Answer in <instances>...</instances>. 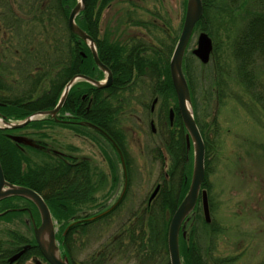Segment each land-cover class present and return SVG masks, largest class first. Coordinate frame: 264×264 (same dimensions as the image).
Instances as JSON below:
<instances>
[{"label": "rangeland", "instance_id": "374dc122", "mask_svg": "<svg viewBox=\"0 0 264 264\" xmlns=\"http://www.w3.org/2000/svg\"><path fill=\"white\" fill-rule=\"evenodd\" d=\"M184 1H115L102 13L99 27L105 33H110L113 29H121L125 24L121 14L128 11L133 21L148 23L147 27L141 29L144 34L143 39L145 42L150 41V44L161 50L168 43L172 45V41L174 42L178 36L184 17ZM210 1H214L215 5L222 8L220 11L214 9L210 19L213 33L211 39L215 47L214 56L207 64H201L191 55V51L196 47L199 34L197 30L191 38L185 59H187L188 73L190 70L193 91L191 110L199 129L206 131L212 142L208 157L207 182L210 186L211 222L214 223L212 227L214 231L204 225L200 206L191 219V223L194 225L195 236L201 248L208 254V264H216L215 260H228L218 264H261L264 261V114L260 104L253 101L245 86L241 84L237 75L238 63L233 56L235 38L247 23L249 17L247 12L253 9V3L251 0H236L241 5L237 13L232 10L234 5L231 0ZM156 17L159 20L154 23ZM162 23H165L169 29L168 37L167 33L160 29ZM126 27L140 31L141 26L130 23ZM167 47L168 53L171 46ZM173 47L174 44L171 51ZM251 71L259 83L257 93L264 97V62L258 60ZM18 76L16 75L15 78L20 80ZM130 90L129 94L124 92L123 97H128V104L124 103L122 106L125 111L136 109L137 116L142 120L144 127L139 130L140 135H138L137 126L128 115L129 113L122 119L127 128L133 129L139 136H134L131 131L128 132L129 142L125 145L131 173L129 190L121 207L112 213L110 218L93 224L86 234L75 237L76 241L73 245L75 263L82 262L99 251L119 233L120 226L130 216L135 213L140 214L147 207L148 199L157 185H161V189L152 203L153 206L160 204L162 191L169 190L173 195L175 194V197H171L174 200L180 189L183 162L181 157L175 156L178 151L173 149L176 144V135H178L176 132L179 130L175 127L169 131L166 125L162 124L161 128L156 125L159 133L156 136L150 135L148 116L153 97L149 89H144L141 84H135ZM159 97L154 117H157L159 112L163 115L164 104L167 106L166 110L176 108L173 96L169 97L170 99ZM39 130H41L42 139L44 138L53 150L68 152L66 148L77 146L80 157H89L88 141H76L71 131L57 126H46ZM24 133L34 135L36 132ZM38 139H41V136ZM159 141L163 146H158ZM163 153L164 156L166 153L167 157L165 165L170 174L169 179L164 177ZM27 154L31 163L43 160L42 154L35 152ZM98 154L97 151L94 160L96 168L106 173L110 170L113 177L118 178L117 186L113 178L110 190L107 187L101 191L100 195H96L97 202L106 205L113 202L121 192L122 171L113 152L108 153L109 167L101 163ZM111 161L113 163L115 161L114 169L111 168ZM174 202L176 204L177 200ZM83 209L84 215L97 211L94 207H83ZM11 217L12 215L9 214L0 219V241L5 242L6 234L10 230H17L26 235L24 226H15L13 222L7 220ZM55 226L58 233L59 224L55 223ZM27 238H31L28 233ZM127 256L132 259V256ZM135 260L127 262L125 259L117 258L111 264H135ZM37 261L44 264L40 259L36 260L31 256L27 258L25 264H36Z\"/></svg>", "mask_w": 264, "mask_h": 264}, {"label": "trees", "instance_id": "16d2710c", "mask_svg": "<svg viewBox=\"0 0 264 264\" xmlns=\"http://www.w3.org/2000/svg\"><path fill=\"white\" fill-rule=\"evenodd\" d=\"M115 1L119 0H85V8L77 20L80 28L88 33L92 27L98 28L102 13ZM251 1L253 9L247 12L249 15L247 23L235 38L233 56L238 63L237 75L241 84L245 86L253 101L260 104L264 114V97L262 94L257 93L259 83L251 71L258 60L264 62V0ZM76 2L77 0H0V28L3 29L0 37L8 47L9 58L31 61V64L27 66L26 64H16L14 75H19L20 80L15 79V91H10L5 83L0 82L2 87L0 90H4V93L7 94L10 92L9 96L14 98L15 103L9 108L10 112L3 116L5 120L20 121L30 115H27V106L22 105L23 102L27 101V93L29 95L35 93L43 95L45 99L50 100L51 105H54L64 85L73 75L78 72L91 76L93 68L98 71L88 47L81 41L77 43V37L71 34L68 29V16ZM202 2L203 17L197 24L196 30L204 31L212 38L213 33L210 27L212 12L214 9L220 11L222 8L217 4L215 5L214 1L202 0ZM237 2L231 0L234 5L232 10L239 13L241 5ZM13 5L14 9L12 8ZM185 5L186 0L183 3L184 10ZM126 13L129 14L130 23L147 27L148 23L146 21H133L131 14L128 11ZM174 42L172 41V45ZM172 45H169L171 47L166 57H163L160 52L156 51L157 48L149 50L148 47L151 46L147 47V44L140 42L136 51L138 56L135 59H130L122 58L123 55L128 54L125 47L115 42L102 40L98 42V55L104 64H110V69L116 76L117 85H123L125 81L128 84L134 80L133 86L141 84L144 89L148 86L152 94L163 96V93L167 95L166 92L168 91L173 93L168 65ZM214 50L213 45V52L215 53ZM27 70L29 71L26 72ZM183 71L191 91V99H193L190 70L189 73L187 70V59L184 60ZM83 84L91 88L90 85ZM27 87L29 88L27 89ZM5 99L2 92H0V101ZM70 99L71 94L68 96L69 101ZM127 99L128 97L122 99L123 104L128 103ZM177 122L176 127L180 125L181 128L173 149L178 151L175 156L182 158L183 171L181 172L183 176L180 178V189L176 193V198L171 199L172 196L175 197V194L173 195L169 190L162 191L160 203L164 204L165 207H145L140 214H133L120 226L117 235L104 244L99 251L79 263H75L73 257L75 237L79 234H86L93 224L110 218L112 213L117 211L119 207L101 219L71 225L64 234L66 228L72 222L90 216L84 215L85 210L83 207H72V201L76 198L78 191L81 197L87 195V190H84L82 186L77 188L74 178L76 168L72 163L70 161L67 164L66 162L63 163L60 158L48 151L47 146L42 148L38 145L40 142L34 140L35 143L31 147L35 153L43 155V160L38 163L27 164V157L21 149L27 147V144L19 143L13 139L14 132L27 130V126L16 131H0V163L4 177L8 182L32 189L45 199L53 219L59 224L57 239L61 244L62 255L68 257L70 264H111L117 258L119 260L125 259L127 262L136 259L135 264H169L167 229L177 205L187 192L192 170V155L191 151L187 155L184 130L179 117ZM48 123L54 125L56 121L43 119L31 123L28 127H40ZM200 132L206 147L205 180L202 188L206 189L209 194L210 186L207 182L209 173L208 157L212 142L205 133L206 131L200 129ZM109 133L113 135V131ZM111 168H115L112 161ZM82 170L85 169H80V171ZM175 200H177L176 204ZM195 215L196 213L191 219ZM191 219H189V228H187L188 234L186 237L180 238L179 241L182 264H208V254L203 251L195 236V228H193L194 225H192ZM203 223L214 231L212 228L213 222L207 224L203 221ZM26 241L27 244L31 245L27 257H21L13 264H24L29 256L40 257V251L35 246L33 237L28 240L26 235L22 236L16 233L13 236V233L8 231L5 242L0 241V264H10L7 260L14 253V247ZM127 255L132 256V259ZM224 261L228 260H215L214 263L218 264ZM261 264H264V261Z\"/></svg>", "mask_w": 264, "mask_h": 264}, {"label": "flooded vegetation", "instance_id": "af4514ba", "mask_svg": "<svg viewBox=\"0 0 264 264\" xmlns=\"http://www.w3.org/2000/svg\"><path fill=\"white\" fill-rule=\"evenodd\" d=\"M12 8L14 9V5ZM128 15L129 14L126 12H123L121 14V17L123 18L122 20H124L123 22L125 23L122 25L121 29H118V30L113 29L110 31V33H105V31L101 30L100 27L98 28L92 27L90 29V32L89 33L87 32V34H89V36H91V38L94 40L95 45L97 47V51H98V42L102 40L104 41L108 40L111 43L115 42L125 47L127 49L128 54L123 55L122 58L135 59L138 56V52L136 51L138 49L140 42L147 44V47L151 46V47H148L149 50L155 48L154 47L155 45L150 44L151 43L150 41L145 42V40L143 39L144 34L141 32L142 27H139L140 31H137V29L126 27L130 25V22H129L130 18L128 17ZM157 20L159 19L156 17L154 23H157ZM161 26L162 28L160 29L163 32H165V34L167 33V37H168V35H170V32L168 33L169 29H167L166 24L162 23ZM2 33H3V29L0 28V35ZM79 42L80 40L77 39V43ZM77 45L79 46V44ZM167 46H169V43L168 45H164L163 49L161 50L156 49V51L160 52V54L163 57H166L167 48H168ZM7 49L8 47L2 42L1 37H0V82L5 83L10 91L11 90L15 91L16 90V86H15L16 78L14 74L16 73V70H15L16 64H26L27 66L31 64V61H21V60L11 59L9 58L10 54L7 52ZM104 65L108 68V70L112 74L113 79H112L110 86L105 89H96V88H93L92 86L91 88L87 87L85 84H83L85 83L83 81H78L72 87L71 91L68 94V96L71 94L70 101L68 100V96H67L61 110L56 115V117L52 119L56 121L57 127L63 130H66V131H71L76 141L79 142L80 140H84V141H88V144H89V152H88L89 157L88 158L79 156L80 151L77 146H71V147L66 148L67 150H69L68 152H71V153H68L67 151H64V150L56 151V154H57L56 156L60 158V160L63 163L66 162L67 164L70 161V163H72V165L76 168V171L74 173V178H75V183L77 185V188L82 186L84 190H87V195L85 196L83 195L82 197L79 195V191H78L76 198L74 199V201H72L73 202L72 207H109L110 206V203L108 204L106 203L105 205V203L101 204L100 202H97L96 195L98 194L100 195L101 191H104L107 187H108V190H110L109 187L112 186L111 181H113L114 177H113L112 172H110V170L108 173H106L96 168V162L94 161L95 155H97V151H98L99 160L104 166L108 165V167H109V162H107V158L109 155L108 154L109 151H114L115 155L119 159L116 149L113 147L112 143L109 141L107 137L111 138L112 142L117 146V148L120 150V152L122 153L125 159L126 167H127V181L129 183V180L131 179V173L128 170L129 163L126 158L127 154L125 150V145H127V143L129 142L128 132L131 131L133 132L134 136L136 135L137 137H139L138 136L140 135L139 130L143 129L144 127V125L142 124V120L137 116L136 109H133V110L130 109L129 111H125L124 107L122 106L123 104L122 99H124L122 95H124L123 94L124 91L126 94H129V90L132 88L134 80L130 81V83L128 84L125 81L124 82L125 84L117 85V82L115 81L116 76L114 75L113 71L110 69V64L109 65L104 64ZM27 69L29 68L27 67ZM29 70H27L26 72H28ZM75 71L77 72L78 70H75ZM77 75H80V73L77 72L73 76H77ZM86 76H89V75H86ZM89 77L95 80H102L105 78V75L103 74L101 75V73H99L97 70L93 68V74ZM0 88H2L1 85H0ZM28 88L29 87H27V89ZM147 88L149 89L148 86L145 89ZM0 92H2V94L6 98L4 101H0V117H3V116H6L7 113L10 112L9 108L15 103H14V98L9 96L10 92L8 94L6 92L4 93V90L2 91L0 90ZM166 94L167 95L163 93V98H166V97L169 98L173 96V99H174L173 93H169L168 91L166 92ZM150 95L153 97L150 108H149V116H148L149 117L148 125H149L150 135L156 136L159 133V128L157 129L156 125H159L160 128L162 127V124L163 126L166 125L167 129L171 131L172 128H175L176 124H178V122L176 123L177 118L179 117L177 110H175L174 107L166 110L167 106L166 104H164L163 105V108H164L163 115H161V113L159 112L158 114L159 116L157 115V117H154V113H155L156 108L158 107V102L160 99L159 96L161 95L155 94V93L152 94L151 91H150ZM127 104L128 103H125V105ZM22 105L25 107L27 106V115L35 113V112L50 110L55 106V104L51 105L50 100L45 99L43 95H40L38 93H35L33 95L32 94L29 95L27 93V101L23 102ZM171 112L173 113V116H172L173 118L170 116ZM127 114L135 122L137 126V130L139 132L138 135L133 131V129L129 130L126 124L123 123L122 119ZM88 123L96 126L98 130L87 126ZM46 126L52 127L54 125H49L48 123V124H43L40 127H34V128L27 126V130L20 131L17 133L14 132L13 135L26 137L27 139H34L35 141L40 142L41 144H44L50 149H52L49 146V144L45 143L44 138L42 139V133H41V130H39L41 128H45ZM180 128L181 126L179 125L177 127L179 132H180ZM26 131L27 132L35 131L36 133L34 135H31L30 133L29 134L24 133ZM112 131H113V135L109 133ZM179 132H176V134H179ZM40 136H41V139H38ZM158 143H159L158 146H161V145L163 146V144L160 143V141ZM21 149L25 153L26 157L28 155L27 154L28 152H34V150L30 148L29 146L23 147ZM27 162H28L27 164L31 163L28 157H27ZM80 169H85V170L80 171ZM169 176L170 174L164 173L165 179H169ZM116 177L114 179L117 180L118 178ZM123 178H124V175H123ZM115 186H117V181H116ZM157 186H159V190L151 202H149L148 200L147 207H165V205L162 203L158 204L157 206L152 205L153 201L157 198V196L160 193L161 185H157ZM43 200L47 204L44 198ZM123 201H124V198L119 203V205H117L116 207H121V205L123 204ZM47 206L49 207L48 204ZM35 207L36 206L31 201L25 198H19V197L9 198V199L0 201V214L6 212L5 216H7L8 214L12 215V217L8 221L13 222L15 226H21V225L24 226L25 231H26V236L28 233L29 236L32 237L33 221L35 222L36 225L39 224V215ZM83 221H86V219L79 220V224H82ZM188 225L189 223L187 221L181 228L180 233H179V241H180V238H184L187 235L188 233L187 228H189ZM10 231L13 233V236H15L16 233L22 236L25 235V233H22L17 230L15 231L10 230ZM29 246L30 245L27 244V241L19 246H15L14 253L11 254L8 257V259L20 253L23 250H25L24 253L16 261H18L21 257H24V256L27 257V252L30 249ZM31 258H34L36 260L40 259L44 264H47L42 257L31 256ZM25 263H27V258L24 264ZM36 264H40V262L37 261Z\"/></svg>", "mask_w": 264, "mask_h": 264}, {"label": "water", "instance_id": "95a60500", "mask_svg": "<svg viewBox=\"0 0 264 264\" xmlns=\"http://www.w3.org/2000/svg\"><path fill=\"white\" fill-rule=\"evenodd\" d=\"M84 8L85 0H77L76 5L71 10L68 17V28L71 34L75 35L87 45L94 64L101 72H103V74L105 75V79L103 81H97L83 75L74 76L65 85L57 104L52 110L33 113L20 121H6L5 119L0 118V131L20 129L32 122L40 121L42 119H46L47 117L54 118L61 110L70 89L78 81H83L99 89H104L110 86L112 82V74L110 73L108 68L100 61L94 40L75 22L76 17L83 12ZM202 16V0H186V9L182 29L169 61L170 78L177 100L178 112L183 127L186 131V148L187 151H189L190 149L192 150V171L189 188L185 197L175 210L168 226L167 250L169 256V264H182L179 253V232L184 221L191 214H193L199 198H201L204 220L206 223L211 222L207 192L205 190H201L205 177V145L199 128L196 124L193 112L191 110L192 105L190 91L182 69L183 58L187 45L191 39L197 23L201 20ZM212 50L213 44L211 38L207 33L201 32L197 37L196 48L192 50L193 56H195L201 64H207L210 60ZM170 116H173L172 112ZM87 126L98 130V128L93 124L88 123ZM107 138L116 149L120 159L121 168L124 173L123 188L119 195V198L112 207H109L102 213L90 218V220H95L112 212L121 202L127 188L126 165L123 155L117 148V146L112 142V140L109 137ZM13 139L20 143H25L31 146L34 145L33 142H26L25 140L20 138L14 137ZM158 189L159 187L155 189L150 198V201L154 198V196L158 192ZM11 197L25 198L31 201L36 206L35 208L39 214L40 223L39 225H36L33 221V234L36 246L39 248V251L45 261L48 264H70L68 258L61 253V248L59 247V244L56 240V230L54 226L55 223L50 210L44 202L43 198L32 189L16 186L7 182L4 178L3 171L0 165V201ZM70 227L71 225L68 226L66 230H68ZM24 251L25 250L11 257L9 259V262L12 263L17 260L24 253Z\"/></svg>", "mask_w": 264, "mask_h": 264}]
</instances>
